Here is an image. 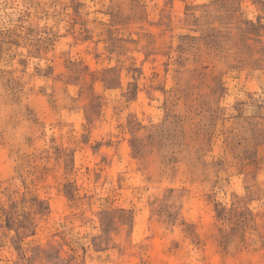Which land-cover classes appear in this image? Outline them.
Returning <instances> with one entry per match:
<instances>
[{
  "label": "rangeland",
  "instance_id": "1",
  "mask_svg": "<svg viewBox=\"0 0 264 264\" xmlns=\"http://www.w3.org/2000/svg\"><path fill=\"white\" fill-rule=\"evenodd\" d=\"M0 264H264V0H0Z\"/></svg>",
  "mask_w": 264,
  "mask_h": 264
}]
</instances>
